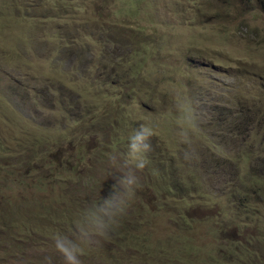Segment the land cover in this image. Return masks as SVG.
Masks as SVG:
<instances>
[{
	"label": "rangeland",
	"instance_id": "1",
	"mask_svg": "<svg viewBox=\"0 0 264 264\" xmlns=\"http://www.w3.org/2000/svg\"><path fill=\"white\" fill-rule=\"evenodd\" d=\"M141 123V186L82 264H264V0H0V264H62Z\"/></svg>",
	"mask_w": 264,
	"mask_h": 264
},
{
	"label": "clouds",
	"instance_id": "2",
	"mask_svg": "<svg viewBox=\"0 0 264 264\" xmlns=\"http://www.w3.org/2000/svg\"><path fill=\"white\" fill-rule=\"evenodd\" d=\"M173 107L177 113V141L183 146L182 159L190 165L201 153L193 132L198 126L196 106L193 101L177 97ZM154 135L155 129L151 125L141 123L127 137L124 151L109 154L108 162L114 173L107 195L101 193L99 199H92L69 233L57 232L52 237L53 251L62 259V264H82L85 247L99 246L102 241L110 240L121 226L141 186L139 173L149 164L148 154L152 151ZM46 262L52 264V258L46 257Z\"/></svg>",
	"mask_w": 264,
	"mask_h": 264
}]
</instances>
